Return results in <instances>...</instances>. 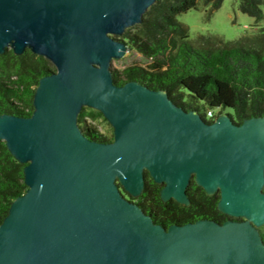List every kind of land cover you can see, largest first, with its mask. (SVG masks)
<instances>
[{"label":"water","instance_id":"95a60500","mask_svg":"<svg viewBox=\"0 0 264 264\" xmlns=\"http://www.w3.org/2000/svg\"><path fill=\"white\" fill-rule=\"evenodd\" d=\"M155 1L0 0V54L29 49L55 66L31 116L0 115L27 186L0 224V264H264V117L208 123L163 90L114 84L112 60L130 50L114 37ZM85 106L109 122L112 142L80 128ZM145 171L164 201L185 206L194 178L231 218L154 223L118 186L140 197Z\"/></svg>","mask_w":264,"mask_h":264},{"label":"trees","instance_id":"16d2710c","mask_svg":"<svg viewBox=\"0 0 264 264\" xmlns=\"http://www.w3.org/2000/svg\"><path fill=\"white\" fill-rule=\"evenodd\" d=\"M226 0H158L142 17L141 24L114 39L127 42L145 64H134L121 70L111 69L114 84L138 81L140 85L167 92L175 105L187 112L196 111L212 123L219 115L228 114L240 125L250 118L264 117V28L258 34L223 42L215 36L201 35L195 46L189 29L177 18L181 13L198 7L202 2L219 9ZM264 0H242L241 13L264 18ZM52 63L29 49L17 55L8 48L0 54V115L29 117L34 112L36 87ZM214 109H219L218 114ZM208 113L213 116L209 117ZM103 116L98 110L83 107L78 124L95 139L113 141V130L103 133L95 124ZM24 164L20 163L0 140V224L9 213L16 197L25 195ZM122 195L138 205L156 224L167 228L173 224L193 223L199 219L223 223L231 217L218 210L220 194H207L195 179L187 188L190 204L161 198L163 185L156 184L145 171L144 190L132 197L122 186ZM264 190V188H263ZM234 219V218H233ZM241 221V219H237ZM264 241V227L260 228Z\"/></svg>","mask_w":264,"mask_h":264},{"label":"rangeland","instance_id":"374dc122","mask_svg":"<svg viewBox=\"0 0 264 264\" xmlns=\"http://www.w3.org/2000/svg\"><path fill=\"white\" fill-rule=\"evenodd\" d=\"M241 1L226 0L215 11H211L209 6L200 2L197 8L181 13L177 20L188 27L190 41L195 46H197L198 38L201 35L215 36L222 39L223 42H234L245 36L256 35L260 29L264 28V18L256 23L255 18L240 12L239 4ZM134 64H145V61L138 53L128 51L125 57L112 60L110 68L122 71ZM51 67L55 69L54 64ZM218 112L219 109H214L215 114H218ZM89 123L97 125L103 133H108L111 137L110 133L113 128L103 116H100L97 122L89 121Z\"/></svg>","mask_w":264,"mask_h":264},{"label":"built area","instance_id":"2783aa9c","mask_svg":"<svg viewBox=\"0 0 264 264\" xmlns=\"http://www.w3.org/2000/svg\"><path fill=\"white\" fill-rule=\"evenodd\" d=\"M208 115H209V117H212V116H213V114H212V113H208Z\"/></svg>","mask_w":264,"mask_h":264}]
</instances>
